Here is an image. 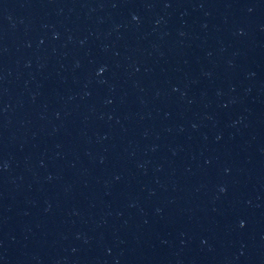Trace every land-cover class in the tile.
Wrapping results in <instances>:
<instances>
[{"label": "water", "instance_id": "95a60500", "mask_svg": "<svg viewBox=\"0 0 264 264\" xmlns=\"http://www.w3.org/2000/svg\"><path fill=\"white\" fill-rule=\"evenodd\" d=\"M0 264H264V0H0Z\"/></svg>", "mask_w": 264, "mask_h": 264}]
</instances>
